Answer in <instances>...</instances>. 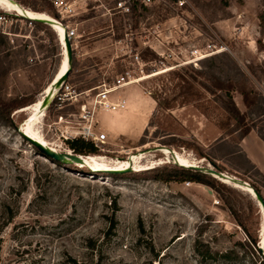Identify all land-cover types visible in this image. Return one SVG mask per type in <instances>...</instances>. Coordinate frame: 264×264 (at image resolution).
<instances>
[{
	"label": "rangeland",
	"instance_id": "1",
	"mask_svg": "<svg viewBox=\"0 0 264 264\" xmlns=\"http://www.w3.org/2000/svg\"><path fill=\"white\" fill-rule=\"evenodd\" d=\"M11 1L75 32L66 81L75 96L61 110L52 101L32 122L40 141L70 151L64 139L78 129L70 115L95 105L101 93L123 98L126 109L97 107L93 121L107 142L98 157H87L93 170L55 165L35 151L16 129L28 126L31 110L12 112V127L0 112V264H262V252L247 245L229 210L260 247L262 214L253 198L206 171L214 190L167 180L183 167L156 148L244 182L264 198V177L237 146L242 132L219 96L201 85L209 74L227 81L241 113L247 110L240 92L264 99V0H185L181 9L175 0H63L59 8L48 0ZM36 23L0 9L2 102L41 101L65 56L56 33ZM194 51L205 58L187 64ZM120 77L127 84L118 88ZM247 116L264 134V112ZM128 167L134 171L102 172Z\"/></svg>",
	"mask_w": 264,
	"mask_h": 264
},
{
	"label": "trees",
	"instance_id": "2",
	"mask_svg": "<svg viewBox=\"0 0 264 264\" xmlns=\"http://www.w3.org/2000/svg\"><path fill=\"white\" fill-rule=\"evenodd\" d=\"M42 4H45V3L42 2ZM32 9L33 10H28L23 7V10H26L29 12L43 13V12L37 11L35 7H32ZM142 10H145V9H142ZM36 24L42 25L41 23H36ZM141 59L146 60V55L142 54ZM192 73L194 75L195 74L199 75L201 74V71L196 70V71H192ZM170 74L173 77L180 78L181 80L183 79L179 73L171 72ZM207 80H208L207 85L204 83H201V85L203 86L204 90L208 94L212 96H219L221 104H222V108L224 112L226 113L228 120L231 122H234V125L237 127V129L242 132L240 139L246 137L251 131L256 130L258 137L264 142V134L262 133L261 130H258L257 123H256L257 121H255L254 119H249L247 116L248 113L259 114L261 112H264V109H261L259 107V99H261L264 102V99H262L260 94L252 90L240 92V95L242 97V102L247 110V113H241L234 103V99L231 94L232 93L231 84H229L227 81H222L219 77L213 74H209ZM36 102H39V101H36ZM36 102L30 96L22 97V98H19L18 100L15 99L7 103L0 101V112L4 116V120L6 124L12 127L13 123H12V120L10 119L11 113L22 110L29 106H33L34 104H36ZM158 105L160 104L158 103ZM166 109H169V107H166ZM64 143L67 146V148L70 151H72V153L75 155H80L82 157H98L95 155L98 154L99 149L94 147L93 144L90 142H86L78 138V139H73V140H66ZM35 151L37 150L35 149ZM199 155L201 158H204L202 154L199 153ZM53 164L64 166L56 162H54ZM177 171L179 172L175 173L174 175L173 174L165 175L167 177V180L178 182V183L189 182V183H194V184L204 186L212 190L215 189L214 180L205 173L191 170V169H184V168H179ZM112 176L120 177L122 175L112 174ZM254 190L259 193L257 189H254ZM216 192L219 194L223 202L229 206V204L224 200V197H222L220 192L219 191H216ZM229 210H230V213L234 216V219L237 222L238 226L244 231L246 235L245 242H247V245H249L251 249H253L254 251L260 253L257 248L258 246L257 234L251 232V229L246 226L245 222L242 221L241 217H239L231 207ZM259 259H260V262L264 264L263 257H260Z\"/></svg>",
	"mask_w": 264,
	"mask_h": 264
},
{
	"label": "bare ground",
	"instance_id": "3",
	"mask_svg": "<svg viewBox=\"0 0 264 264\" xmlns=\"http://www.w3.org/2000/svg\"><path fill=\"white\" fill-rule=\"evenodd\" d=\"M11 3L4 1V0H0V9L5 10L6 12H13L16 15H18L21 18H25V19H31V20H41V21H46L48 23H50V28L56 33L57 37H58V41L59 44L61 43V45L64 48V52H65V56L62 58L60 65L58 66V69L56 71L55 76L53 77L52 81L50 82L48 88L45 90L44 92V97H42V100L39 101L37 104H35L33 107L29 106L27 108L22 109L21 111H27V110H31L32 115L30 117H28V119L26 120L27 122H29L28 126L26 128L23 127L24 123L20 126V130L25 133L29 138L33 139L34 141L40 143L41 145L50 148L51 150L57 152V153H62L59 152L56 148H54L53 146L50 145H46L45 143H43L42 141H40L37 137V135L35 134V131L33 130L32 127V122L37 119L38 117H40L41 115L44 116V112L48 106V104L50 103V101L52 100L53 96L55 95L56 91L64 84V77H65V73H67L70 69L71 71V67H70V63L68 60V54L67 51L65 49V43H64V35L66 34V32L64 30H66L60 23H58L57 21H55L53 18H51L49 15L45 14V13H35V12H29L26 10H23L22 6L17 5L16 3H14L13 1L9 0ZM64 28H62L61 26ZM200 59H196V61H199ZM66 83V82H65ZM127 83H125L124 85H126ZM126 109V105L125 107L118 111L121 112L123 110ZM19 111V112H21ZM118 112H114V113H118ZM166 148L160 149L159 151L165 155L168 158V151L171 153L172 155V160L174 161L175 164L181 166V167H185L188 168L190 167V162L180 158V157H176L173 155V151L171 150H165ZM67 153H70L69 151H66ZM169 153V154H170ZM136 156H142V154H137ZM134 157V156H133ZM91 158V157H90ZM69 161V160H67ZM80 163L77 165L79 167H87L90 168L87 164V157H80L79 158ZM189 164V165H188ZM196 164H194L195 166ZM193 166V165H192ZM91 169V168H90ZM125 169H131V171H134L131 168H125ZM93 170V169H91ZM115 170H124V169H107V170H102V172L105 171H115ZM97 172H100L99 170H95ZM223 180H228L233 184H236V186L238 185V187L242 188L243 190H245V192H247L252 198L254 196L253 194V190L252 188L248 185H242L239 184L237 182H234L233 178L229 177V176H225L224 178H222ZM260 244L262 245L263 248V252H264V221L262 220V225H261V231H260Z\"/></svg>",
	"mask_w": 264,
	"mask_h": 264
},
{
	"label": "built area",
	"instance_id": "4",
	"mask_svg": "<svg viewBox=\"0 0 264 264\" xmlns=\"http://www.w3.org/2000/svg\"><path fill=\"white\" fill-rule=\"evenodd\" d=\"M51 2L56 8H59L60 5H63V0H48ZM140 2L145 6H150L152 4V0H140ZM176 6L181 9L185 6L186 1L185 0H175L174 2ZM118 6L120 8H123L125 12L129 11V8L125 5L118 3ZM66 35L69 40H71L74 37L75 32L73 30H65ZM194 56L191 59L190 63L187 64H194L198 61L196 59H203L206 55H202L199 53V51H194L192 53ZM116 87L120 88L125 84V78L120 77L116 80ZM108 92L101 93L97 95V101L95 105H88V104H82L79 113L77 115H70V117L75 118L77 121L78 129L76 131L71 132V137L65 138L66 140H73V139H82L86 142H90L93 144L94 147L100 150L101 145H104L107 142V136L104 133H101L98 130V126L94 123V114L96 112L97 107H99L100 110L105 111H120L125 107V100L123 98H119L116 100L110 99L106 96ZM75 91L73 90V87L69 84L64 83L55 93L53 96L52 101H55L56 103V109L61 110L64 107V103L70 99H67L69 96H72ZM72 98V97H69ZM59 120H64L62 116L58 117ZM73 128V127H71ZM72 152V151H71Z\"/></svg>",
	"mask_w": 264,
	"mask_h": 264
},
{
	"label": "water",
	"instance_id": "5",
	"mask_svg": "<svg viewBox=\"0 0 264 264\" xmlns=\"http://www.w3.org/2000/svg\"><path fill=\"white\" fill-rule=\"evenodd\" d=\"M27 20L39 22V23L47 25L48 27L51 26L50 23H48L46 21L31 20V19H27ZM64 43H65V49H66L67 54H68V60H69V63H70V61L72 59V48H71L70 40L68 39L66 34L64 35ZM69 74H70V69H69V71L67 73H65V77L63 79L64 80L63 83H65L67 81ZM50 103H51V101H50ZM49 104H48V106H49ZM16 129L18 130L19 134L32 147H34L41 156H43L45 159H47L51 163L56 162V163H59V164L64 165V166H67V165H70V164L78 165L80 163V161H79V158L81 157L80 155H75L71 151H69L70 153H67V152L57 153V152L51 150L50 148L45 147V146L41 145L40 143L34 141L33 139L29 138L25 133H23L20 130V127L16 128ZM160 149H163V147L162 148L161 147L156 148L157 151H159ZM145 152L146 151H144L142 153L144 154ZM67 160H69V161H67ZM183 168H185V167H183ZM188 168L189 169H193L195 171L202 172V173H205L204 171H206L209 174L215 175L219 179H222V178H224L226 176V175H223L221 173L212 171L211 169H203V168H200V167H197V166H190ZM130 171H131V169H124V170H120V171L119 170H115V171H105V172L106 173H127V172H130ZM234 182H237V183L242 184V185L246 184L244 182H240V181H236V180H234ZM252 190H253V194H254L253 200L256 202L257 206L260 208V212L262 214V220L264 221V198L258 192H256L254 189H252ZM257 248H258L259 252H262L263 259H264V252H263L262 245H260V247L257 246Z\"/></svg>",
	"mask_w": 264,
	"mask_h": 264
},
{
	"label": "crops",
	"instance_id": "6",
	"mask_svg": "<svg viewBox=\"0 0 264 264\" xmlns=\"http://www.w3.org/2000/svg\"><path fill=\"white\" fill-rule=\"evenodd\" d=\"M238 148L246 161L264 176V142L252 131L240 139Z\"/></svg>",
	"mask_w": 264,
	"mask_h": 264
}]
</instances>
